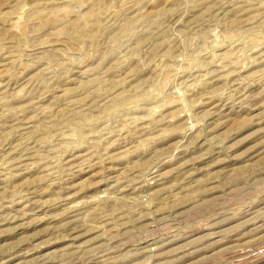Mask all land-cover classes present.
I'll return each mask as SVG.
<instances>
[{
  "label": "rangeland",
  "instance_id": "rangeland-1",
  "mask_svg": "<svg viewBox=\"0 0 264 264\" xmlns=\"http://www.w3.org/2000/svg\"><path fill=\"white\" fill-rule=\"evenodd\" d=\"M0 264H264V0H0Z\"/></svg>",
  "mask_w": 264,
  "mask_h": 264
}]
</instances>
